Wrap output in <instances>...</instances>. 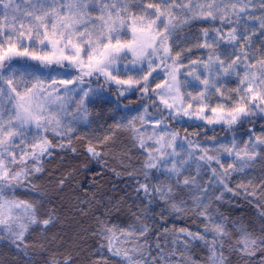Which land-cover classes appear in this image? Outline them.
Wrapping results in <instances>:
<instances>
[{
    "label": "snow or ice",
    "instance_id": "snow-or-ice-1",
    "mask_svg": "<svg viewBox=\"0 0 264 264\" xmlns=\"http://www.w3.org/2000/svg\"><path fill=\"white\" fill-rule=\"evenodd\" d=\"M64 152L123 195L50 198ZM0 264H264V0H0Z\"/></svg>",
    "mask_w": 264,
    "mask_h": 264
},
{
    "label": "trees",
    "instance_id": "trees-1",
    "mask_svg": "<svg viewBox=\"0 0 264 264\" xmlns=\"http://www.w3.org/2000/svg\"><path fill=\"white\" fill-rule=\"evenodd\" d=\"M115 97H113L114 99ZM130 99L133 101L131 104H129V108H136L139 103L138 95H132ZM127 103V101H125ZM99 112L100 115L97 116L96 113ZM93 125L91 129H85L84 126H81L82 131L78 133L81 137L88 135V136H95L100 135L105 131V128L108 124H111L113 122V113L109 112V106L108 105H97L93 109ZM101 125H104V127H101ZM219 127V126H217ZM246 132V129L242 128L237 133V135L244 136ZM211 134V133H209ZM74 137L77 134H73ZM218 135L220 137H227L231 138V135L225 132H219ZM73 146L77 147L78 151H83V139H73ZM84 157L80 155H74L71 152H64L60 155H57L52 158L51 163L46 165V173L43 176V179L39 181L40 185L49 191L50 198L55 197V192L53 189V186L55 184V181L60 178L61 176L65 174L72 173L75 177L73 181V187H75L77 184L83 185L85 189L92 187L95 190V187L89 182L93 179L99 180L100 185L99 190L97 191V195L102 197L101 203L97 205L96 208L93 209V211H96L97 208L99 209V212H104L105 208L104 205L109 203V200L113 196H120L123 195V190L125 189V184L123 180L117 179L112 175L111 172L105 170L102 168L101 164H98L96 162H92L88 165V168H84ZM73 170H76L75 172ZM99 172L100 175L94 176V173ZM126 179V178H125ZM115 189V190H113ZM70 194V192L68 193ZM60 201H57V204L59 205ZM234 215L249 217L254 213V209L247 204L244 200H240L239 206L234 207L231 209ZM157 212H159V209H157ZM117 216L120 217L121 220H126V214L122 213H116L112 212L111 217L112 219H116ZM77 220H82V227L80 224L74 225V228L76 231L86 230L89 227H91L94 224V220L91 215L86 217H77ZM177 224L183 223L182 221H177ZM191 227H195V225H189ZM59 231V227L56 230ZM51 235V233H50ZM87 246H94V242L92 238L89 236L87 239Z\"/></svg>",
    "mask_w": 264,
    "mask_h": 264
}]
</instances>
